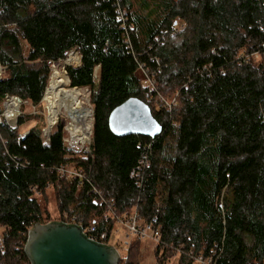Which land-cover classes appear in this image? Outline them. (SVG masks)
I'll use <instances>...</instances> for the list:
<instances>
[{"label":"trees","instance_id":"1","mask_svg":"<svg viewBox=\"0 0 264 264\" xmlns=\"http://www.w3.org/2000/svg\"><path fill=\"white\" fill-rule=\"evenodd\" d=\"M73 50L82 62L66 66L69 87L92 90V153L68 158L63 124L46 144L39 127L21 133L23 116L15 127L2 119L0 264H31L37 223L67 213L103 226L135 211L143 223L157 217L158 264H264V0H0V113L8 95L40 104L51 64ZM161 93L174 103L158 109ZM132 97L162 125L155 138L111 132V111ZM71 161L89 173L81 187L56 174ZM48 188L56 220L39 199ZM132 248L119 264H136Z\"/></svg>","mask_w":264,"mask_h":264},{"label":"water","instance_id":"2","mask_svg":"<svg viewBox=\"0 0 264 264\" xmlns=\"http://www.w3.org/2000/svg\"><path fill=\"white\" fill-rule=\"evenodd\" d=\"M109 127L117 137L155 138L163 131L148 104L136 97L111 111ZM25 252L31 264H119L121 259L115 246L94 241L84 233L83 226L64 221L35 224L28 232Z\"/></svg>","mask_w":264,"mask_h":264},{"label":"rangeland","instance_id":"3","mask_svg":"<svg viewBox=\"0 0 264 264\" xmlns=\"http://www.w3.org/2000/svg\"><path fill=\"white\" fill-rule=\"evenodd\" d=\"M177 23H178L179 29H182L186 26V22L184 20H179ZM77 54L80 55L76 51H71V52H69L68 57L70 55H77ZM68 57H67V59H68ZM73 57L76 58V56H73ZM255 58L259 59V57L257 55L255 56ZM64 61L65 60L63 59V61L59 60L57 62H53L51 64V71L55 65L60 64V63L65 64ZM75 61L76 60H74V62ZM99 77H100L99 69H96L95 70V81H96V83L99 82ZM73 89H75V88H73ZM75 90L84 95V97L86 98L87 105L92 109L93 127H94V106L91 102L92 90L90 89V87L77 88ZM175 97H176L175 94L172 97H166L161 93L160 95L156 96L153 99V104L158 109H160L163 106V104H165L167 106H168V104H170V105L173 104ZM13 100H11L10 102H7L6 105H5V101L3 102V104L1 105L3 114H5L7 112L6 107ZM47 114H48V110H47L46 103L44 102V99H42V101L38 105H32V103H30L27 100L22 101L21 105L19 107V113L17 115V120H16V122H18V119L20 116H23L25 119V123L20 128L21 133L24 134V133H27L31 128L39 127L42 129L44 141L47 140L48 138L45 134L46 128L49 127ZM62 115H64V114L60 113L58 115V122L52 127L50 133L53 134V130L59 124H63V126H64V137L66 138V142L64 141V143L67 146V148L70 150V154H69L68 158H71L73 160L76 158L77 159L78 158H86L88 155L87 146H89L88 145L89 142H87L85 144L73 142L72 144H70V142H72V139H71L70 133L67 130L70 120L68 119L67 116H65V115L62 116ZM92 136H93V130H92ZM92 136H91V138H92ZM70 163L78 164L77 161H71ZM39 199H40V202H41L43 208L44 209L46 208V210L48 211V213L50 214L52 219L56 220L60 217L58 200L56 198V191L53 188H48L46 194L44 196H39ZM113 231L114 232L112 234L110 244L117 248L118 252L121 255V258L127 257L128 247L131 245L133 247L132 248L133 251L131 253V255H132L131 258L136 264H158V257H157V253H156L157 252L156 251L157 239L153 235L152 232H149L148 235L144 238H141L139 240H135L137 237L128 238L126 236L130 231H129L128 227L125 225L117 224L116 226H114ZM166 264H180L179 255L171 256Z\"/></svg>","mask_w":264,"mask_h":264},{"label":"built area","instance_id":"4","mask_svg":"<svg viewBox=\"0 0 264 264\" xmlns=\"http://www.w3.org/2000/svg\"><path fill=\"white\" fill-rule=\"evenodd\" d=\"M119 12H120V18L125 21L126 13L124 11H122L121 9ZM73 51H76V50H73ZM6 69H7V67L4 64H2L0 61V79L5 75ZM143 83L145 86H149L152 90L156 89L155 80L153 78H151L148 74H146V71H144ZM14 98L19 99L20 105H21V102L24 101L23 99H21L19 97L8 95L5 99V105L7 104V102H10ZM6 111H7V107H6ZM3 118H5L9 124L13 125L12 123H10L6 113L3 114V112H2V113H0V123L2 122ZM15 125H17V124H15ZM15 125H13V126H15ZM91 136H92V134H91ZM71 139H72V136H71ZM51 140H52V134H51V138L50 139L48 138L44 142L46 144H50ZM91 140H92V138H90V140L88 141L89 146H87V151L90 154L92 153V148H91L92 141ZM64 141L66 142L65 137H64ZM73 142L74 141L72 139V142H70V144H72ZM74 143H76V142H74ZM148 148H150V145L148 146ZM149 164H150L149 155L144 152V154L142 155V157L139 160L137 167L131 172V176L136 180V184L138 186H142L143 178H144V169ZM56 174L58 176H60L61 178H67V179L75 181L77 183L78 187H81L83 185V183L89 179V173L87 171H85L82 167H80L79 164L70 163V162L62 163L56 169ZM93 191H94V189L91 190L90 192H93ZM99 194H100V192H99ZM105 202H108V200ZM63 217H64V219L62 221L66 222V223H75V224L81 225L80 223L77 222L76 216L71 217V216H69V214L64 213ZM113 219H115L114 224L112 222L108 221L103 226H100V224L95 223V222L90 223L86 226H84V225H81V226H83L84 233L87 234V236L90 239L97 241V242H100V243L110 244V240H111L112 234L114 232L113 231L114 226H116L117 224H122V225H125L128 227V229L130 231L126 235L128 238H130V237H132V238L133 237L144 238L148 235L149 232H152L153 223L157 221V217H153L151 222L143 223L142 220L138 217V214L136 211L134 213H132L131 215L126 214L124 216L117 217V218L113 217ZM198 261L201 263H204V264H216L215 258L211 257V256L208 258L201 256L198 258Z\"/></svg>","mask_w":264,"mask_h":264},{"label":"bare ground","instance_id":"5","mask_svg":"<svg viewBox=\"0 0 264 264\" xmlns=\"http://www.w3.org/2000/svg\"><path fill=\"white\" fill-rule=\"evenodd\" d=\"M73 56H76V58ZM74 60L76 61L74 62ZM80 61V55H70L64 61L65 64H57L52 69L49 86L43 98L48 110L49 125L45 134L49 139L51 129L58 122L60 113H63L70 120L67 130L74 142L85 144L91 138L93 130L92 109L87 105L83 94L69 87V76L66 70L67 65L79 63ZM19 107L20 101L18 98H15L7 106L6 115L13 125L16 124Z\"/></svg>","mask_w":264,"mask_h":264}]
</instances>
